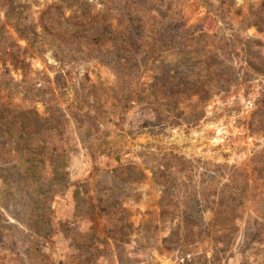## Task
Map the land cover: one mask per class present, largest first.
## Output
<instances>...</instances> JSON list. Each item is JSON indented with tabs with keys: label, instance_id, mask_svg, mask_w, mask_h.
<instances>
[{
	"label": "rangeland",
	"instance_id": "rangeland-1",
	"mask_svg": "<svg viewBox=\"0 0 264 264\" xmlns=\"http://www.w3.org/2000/svg\"><path fill=\"white\" fill-rule=\"evenodd\" d=\"M14 1L0 264H264V0Z\"/></svg>",
	"mask_w": 264,
	"mask_h": 264
},
{
	"label": "trees",
	"instance_id": "trees-1",
	"mask_svg": "<svg viewBox=\"0 0 264 264\" xmlns=\"http://www.w3.org/2000/svg\"><path fill=\"white\" fill-rule=\"evenodd\" d=\"M14 2H15L14 0H0V12L4 11V13H5L4 14V20L3 21L0 20V46H3V48H2L3 52L2 53L0 52V61L2 63H4V64L7 61H9L10 65L13 68H17V66L19 64L23 65L24 60H21V57L19 55L17 56V55H15V53H13L12 48L17 46V44H15L17 40L7 30V26H11V28L13 30H15V33L18 34V29L17 28L20 25L18 24V20H14L15 19L14 18V13H15L14 12V10H15ZM56 10H59V12H61V8H59V7ZM131 12L132 11H129V16L131 15ZM67 24H68V28H65L63 30V26H60L59 23H56V21H54V20H52L50 18L49 19L47 18V26H46V23L43 20H41V22H40V25L43 27V29L45 31L47 30V34L48 35H52L53 34L54 36H56V35H58L60 33L61 34L63 33V34H66V37H68V38L70 37V35L71 36H80L81 35V31L84 29V25H85V23L79 22V21H77L75 23L67 21ZM61 25H62V23H61ZM69 26H72L73 29L70 30ZM60 27H61L63 32L60 30ZM27 28H30V30L33 31V28H36V25H30V26H27ZM56 29H59V31H57ZM107 29H110V26H107ZM108 33L110 34L111 32H108ZM17 39H23L25 41L29 40L26 37L22 38V36H17ZM7 48H10V52L7 50ZM189 89H193V88H189ZM191 91H192V93L194 95H202V94L205 93L204 89L201 88V87L200 88L198 87L196 89L194 87V89L191 90ZM108 145H109V142L103 141L98 146L101 147V146H108ZM88 149L90 151L91 148H88ZM65 151H61L60 150V151H58V153L55 152V154L47 155V157L50 160L55 159V158L58 159L60 157H63L62 155H63V152H65ZM57 175H58V172L51 173L50 180L51 181L54 180ZM55 193L56 192L53 190V188L51 189L50 186H48L46 194H36V196L41 198V199H43V200H45L47 205H48L49 203H51ZM15 219L17 221H20L17 218H15ZM20 222L24 225V222H22V221H20ZM25 225H27V224H25Z\"/></svg>",
	"mask_w": 264,
	"mask_h": 264
},
{
	"label": "built area",
	"instance_id": "built-area-1",
	"mask_svg": "<svg viewBox=\"0 0 264 264\" xmlns=\"http://www.w3.org/2000/svg\"><path fill=\"white\" fill-rule=\"evenodd\" d=\"M183 261V260H182Z\"/></svg>",
	"mask_w": 264,
	"mask_h": 264
}]
</instances>
